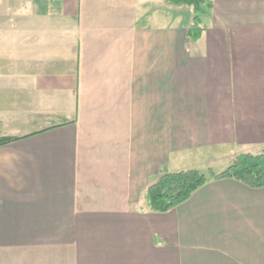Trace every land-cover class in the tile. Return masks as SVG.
<instances>
[{"label": "crops", "instance_id": "0c3cea01", "mask_svg": "<svg viewBox=\"0 0 264 264\" xmlns=\"http://www.w3.org/2000/svg\"><path fill=\"white\" fill-rule=\"evenodd\" d=\"M212 1L0 0V264H264V188L146 200L264 150V0Z\"/></svg>", "mask_w": 264, "mask_h": 264}, {"label": "trees", "instance_id": "16d2710c", "mask_svg": "<svg viewBox=\"0 0 264 264\" xmlns=\"http://www.w3.org/2000/svg\"><path fill=\"white\" fill-rule=\"evenodd\" d=\"M173 6H188L192 9L193 23L188 29L187 39L198 40L204 26L202 16L213 8L212 0H167ZM20 139L19 137H0V146ZM232 178L245 185L264 188V151L260 154L240 153L228 167L221 172L210 170L209 175L197 169L165 171L149 185L146 200L149 208L158 213L169 212L187 202L193 194L211 179Z\"/></svg>", "mask_w": 264, "mask_h": 264}, {"label": "rangeland", "instance_id": "374dc122", "mask_svg": "<svg viewBox=\"0 0 264 264\" xmlns=\"http://www.w3.org/2000/svg\"><path fill=\"white\" fill-rule=\"evenodd\" d=\"M264 151V150H263ZM262 151V152H263ZM224 165L225 164H220V165H218L217 164V166L215 167V168H213V170L214 171H219L220 169H226L227 167H228V165L227 166H225L226 168H222V167H224ZM199 167V171H201V172H203V173H205V174H207V175H209V172H210V170H211V168H205V166H203L202 164L201 165H199L198 166ZM194 169V168H193ZM196 169V168H195ZM198 170V169H197Z\"/></svg>", "mask_w": 264, "mask_h": 264}]
</instances>
